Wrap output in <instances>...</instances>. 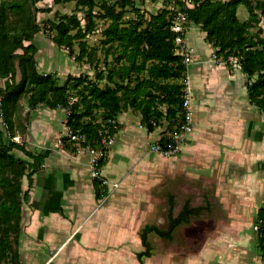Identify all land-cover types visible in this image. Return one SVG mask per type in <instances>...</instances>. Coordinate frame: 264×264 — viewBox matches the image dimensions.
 Masks as SVG:
<instances>
[{
	"label": "trees",
	"instance_id": "16d2710c",
	"mask_svg": "<svg viewBox=\"0 0 264 264\" xmlns=\"http://www.w3.org/2000/svg\"><path fill=\"white\" fill-rule=\"evenodd\" d=\"M41 0H0V78L10 77L12 83L0 87V115L8 133L9 142L0 130V264H22L20 261V239L23 203L29 190H23V178L29 179L44 162L42 154L27 150L25 145L15 141L18 132H26L30 111L39 105L50 108L65 107L68 111L67 125L72 134L84 135L79 142L84 147L100 145L102 132L115 134L119 129L118 115L127 107L141 110L143 122L149 131L160 125L163 114L168 118V131L180 116L182 109V84L186 66L175 51L174 33L171 25L178 10L183 9L180 0L178 8L165 7L160 13L145 20L134 0H104L102 10L95 11L97 0H76L87 7L86 25L75 17L70 24L61 21L55 25L57 34L52 40L58 47H65L74 54V41L79 40L78 61H86L93 67L94 75H68L59 84L54 73L43 74L38 70L37 47L34 39L40 31L37 21V3ZM56 3L72 0H54ZM240 5L249 11L247 21H240L237 10ZM117 6L119 9H117ZM133 11L137 21L129 23L125 14ZM189 24L198 25L207 33L206 40L217 48L216 53L227 63L230 57L239 59L242 72L246 75L248 98L264 113V34L262 28L254 32L264 17V0H195L189 8ZM95 17L110 19L104 30V66H99L97 48L88 49L84 40L95 30ZM51 27V26H50ZM76 29L72 34L71 30ZM113 53L109 63L108 55ZM88 59V60H86ZM28 95V111L23 129L20 127L21 100ZM159 105L165 106L163 111ZM101 113L102 119L96 114ZM160 115V116H159ZM64 147L77 151L79 145L70 136L62 138ZM13 149L23 151L32 158L33 165L13 154ZM107 157L101 161L103 167ZM96 197L104 198L108 192L101 183L94 181ZM169 226L161 229L146 225L141 231L145 250L137 253L140 264L152 255L148 234L155 232L161 237L171 238L174 230L192 217H199L205 207L192 206L187 201L182 210L173 215L174 196L169 198ZM258 230L257 247L264 261V205L258 210L255 220Z\"/></svg>",
	"mask_w": 264,
	"mask_h": 264
},
{
	"label": "rangeland",
	"instance_id": "374dc122",
	"mask_svg": "<svg viewBox=\"0 0 264 264\" xmlns=\"http://www.w3.org/2000/svg\"><path fill=\"white\" fill-rule=\"evenodd\" d=\"M103 1L97 0L95 11H103ZM107 1L112 3L113 0ZM134 1L140 13L144 14L145 20H150L152 15L160 13L165 7L178 8L180 2ZM36 6L40 37L51 40L57 34L55 25L66 21L72 26L70 18L77 17L83 27L86 25L87 7L76 0L60 3L41 0ZM237 14L240 21H247L249 18V11L244 5L238 7ZM137 19L138 14L129 11L125 14V20L129 23L124 24L129 25ZM94 20L95 30L89 32L84 40L88 49L97 48L96 58H99V66L103 67L104 30L111 20L99 17ZM259 28H262L264 34V17L251 30L256 32ZM76 32V29L71 30L72 34ZM79 51V40L74 41V54L65 47H59L57 52L59 56H63L60 64L62 67L54 73L60 76L59 84L62 85L68 75H94L93 67L89 63L76 59ZM219 58L226 65L235 68L230 62L227 63L220 56ZM112 59L113 53H110L108 62ZM27 101L28 95L21 100L22 129L27 120L23 114ZM243 112L247 115L244 113L245 116L238 118L236 123L229 121V125L219 124L213 118L203 131L200 147H190L175 155H161L152 151L151 144L147 155L135 158L133 163L129 164V181H123L122 185L116 183L118 186H115V183L109 180L112 190L104 198L96 197L89 212H110L112 231L123 227L122 230L127 229L129 236L133 234L121 243H113V264H121L119 260L131 264L134 252L145 249L141 242L136 243L133 239L145 225L168 228L170 195H173L175 200L174 216L182 210L187 201H190L192 206H202L205 209L199 217H192L188 223L178 226L171 238H163L152 232L149 241L153 256L147 258L145 264H264L257 247L258 230L255 223L258 210L264 205V113L250 105ZM96 116L97 119H102L101 113ZM0 130L4 140L9 142L1 115ZM66 135L65 131L64 136ZM23 136L15 141L25 144ZM60 141L63 144V141ZM115 143L116 133L112 144L107 147L100 144L96 147H106L108 158ZM12 152L22 159L29 157L26 154L25 157L24 152L18 149H13ZM30 166L32 167V163ZM23 179L27 187L29 179ZM120 251L125 252L116 262Z\"/></svg>",
	"mask_w": 264,
	"mask_h": 264
},
{
	"label": "crops",
	"instance_id": "0c3cea01",
	"mask_svg": "<svg viewBox=\"0 0 264 264\" xmlns=\"http://www.w3.org/2000/svg\"><path fill=\"white\" fill-rule=\"evenodd\" d=\"M206 35L198 25H188L186 36L194 57L189 72L194 88L196 118L194 130L183 151L200 147L203 131L213 118L219 124L229 125V121L236 123L238 118L245 116L243 110H247L249 105L257 108L247 98L246 76L241 67L234 62L230 64L235 68L221 60L216 62L213 55L217 48L206 40ZM34 44L39 72L56 73L63 61V56L57 52L59 47L52 39L40 37L38 33ZM11 83L10 77L0 78V87L5 88ZM159 108L166 110L163 105ZM28 109L26 105L23 114ZM30 112L24 136L18 132L15 139L23 136L27 150L42 154L44 162L33 174L30 187L28 183L25 187L23 179V190H29V196L23 203L19 247L21 263L113 264V243H121L129 236L128 231L122 230L123 227L112 231L110 212H89L97 199L95 180L90 176L91 156L84 149L69 151L61 144L60 140L65 137L67 109L41 104ZM165 114L160 125L152 131L146 128L139 109L127 107L118 115L120 127L116 132V143L103 166V173L111 182L122 185L123 181H129V164L135 158L147 155L150 145L165 137L168 133ZM23 155L26 157L25 153ZM24 160L29 165L33 163L30 157ZM132 236L131 233L129 237ZM133 239L142 243L141 232ZM123 252L120 251L116 262ZM137 253L134 252L131 264H140ZM152 256L145 257L143 264ZM118 262L125 264L124 261Z\"/></svg>",
	"mask_w": 264,
	"mask_h": 264
},
{
	"label": "built area",
	"instance_id": "2783aa9c",
	"mask_svg": "<svg viewBox=\"0 0 264 264\" xmlns=\"http://www.w3.org/2000/svg\"><path fill=\"white\" fill-rule=\"evenodd\" d=\"M183 9L178 10L171 25V31L174 33L175 51L183 59V63L186 66V70L183 74L181 80L182 84V109L180 116L174 122L172 129L168 131L165 137L157 139L152 143V151L161 155H175L182 152L184 146L188 143L191 134L195 127V109H194V88L192 77L189 72V68L194 60L193 49L191 48L189 42L187 41V28L189 25L188 12L189 8L195 6V0H182ZM214 60L220 61L221 59L215 53L213 55ZM224 62V61H223ZM229 62H234V64L240 66L239 59L236 57H230ZM69 111L67 110V117ZM65 128L67 135L71 139L76 141V144L80 146L79 142L85 140L84 135L72 134L71 128L66 124ZM101 146H108L114 141V134H109L108 131L102 132ZM106 147L100 148L95 147L91 144L87 146H80L79 149H84L91 156L90 162V175L94 180L101 183L104 190H107L108 194L112 190V185L103 173V167L101 166V161L106 158ZM118 186V184H114ZM107 194V195H108Z\"/></svg>",
	"mask_w": 264,
	"mask_h": 264
}]
</instances>
